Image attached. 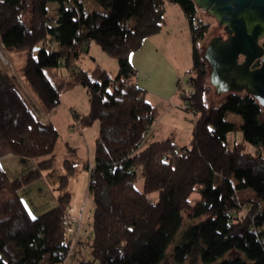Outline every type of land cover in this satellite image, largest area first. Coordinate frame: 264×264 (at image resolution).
Instances as JSON below:
<instances>
[{
	"label": "trees",
	"instance_id": "obj_1",
	"mask_svg": "<svg viewBox=\"0 0 264 264\" xmlns=\"http://www.w3.org/2000/svg\"><path fill=\"white\" fill-rule=\"evenodd\" d=\"M49 1L58 3L54 16ZM94 1L103 11H89L81 0H0L2 51L24 57L23 79L42 107L59 103L65 81L79 84L88 94L83 123L98 121L88 182L92 230L86 255L77 256L67 232L70 193L60 194L54 207L36 216L19 195L18 188L51 167L47 156L59 133L32 110L0 60V154L37 160L16 179L0 164V264H65L68 259V264H160L169 249L172 260L166 264H264V107L245 91L206 104L209 64L200 48L210 22L199 16L193 23L190 14L199 8L194 0H169L182 8L191 33L189 88L180 96L195 114L194 127L187 145L166 138L140 148L158 109L132 81L136 68L130 54L160 29L166 0ZM91 41L117 60L114 75L100 67L73 69ZM260 43L264 47V37ZM60 62L70 74L57 80L46 68ZM229 113L239 119H228ZM238 130L243 141L230 145L228 132ZM194 191L199 197L191 202ZM153 192L155 199L149 197ZM185 213L194 221L168 248Z\"/></svg>",
	"mask_w": 264,
	"mask_h": 264
},
{
	"label": "rangeland",
	"instance_id": "obj_2",
	"mask_svg": "<svg viewBox=\"0 0 264 264\" xmlns=\"http://www.w3.org/2000/svg\"><path fill=\"white\" fill-rule=\"evenodd\" d=\"M81 1L89 11H103V8L94 0ZM57 4L56 1L48 2L50 16H54ZM164 6H176L177 11L168 10L167 14H164L165 20L160 29L148 36L152 37L151 39L154 40L158 50L156 52L157 56H155L156 60L149 62L147 66L143 65L142 71L151 72V76L147 75L144 78L143 86L147 88L145 91L146 99L153 102L159 110L157 120L153 128L143 139L140 148L148 145L151 141L166 138H173L178 146L187 145L192 137L194 127L195 114L185 109L186 103L180 96L182 90L189 88L188 78L192 67L190 28L183 11L177 3L166 0ZM30 10L31 5L24 16L26 21H29ZM178 10H181V15L178 13ZM204 12L201 11L200 16L204 20L209 21L210 26L205 39L201 43L200 51L204 49L207 40L212 34L226 37L223 26L217 27L218 22L216 18ZM0 57L14 82L25 95L32 110L44 122L52 123L59 133L54 151L47 156L52 161L51 167L43 170L40 177L18 188L19 195L31 215L36 216L54 207L58 203V196L60 194L69 192L70 203L67 213L70 216L72 226L74 228L77 226L79 233L73 235L74 244L72 249L74 255H86L88 251L86 239L92 230L93 213V199L88 190L89 169L95 163L94 143L98 133V121L86 125L82 120V116L88 112L87 91L82 85H71L65 81L64 88L60 93L59 103L52 109H44L23 79L22 66L24 57L13 52L4 53L1 45ZM158 60L164 61L158 62ZM164 62L166 66H164ZM96 67L107 69L112 75L118 69L117 60L107 55L94 41H91L87 51L74 63L73 69L76 71L79 69L92 71ZM54 70L56 71L52 72ZM172 70L176 76L175 92L170 100H166V98L161 99L158 97L159 93L154 86L156 83L154 79L156 72L162 73L161 78L165 85H167ZM46 72L57 80L63 79L60 76L70 74V70L64 66L63 62H60V65L55 69L46 68ZM136 78L137 69L132 79L134 83L138 80ZM207 84L211 87V92L205 97V102L208 106L217 105L224 99L225 93L214 95V88L209 83V77L207 78ZM262 117H264V112ZM227 118L239 119V116L235 113H229ZM227 138L230 145L236 141H243V135L240 130L228 132ZM248 146L251 152L255 151L254 145L249 144ZM3 157L5 155L0 154L1 162L10 177H13L12 179L19 178L24 173L31 171L36 167L37 163V160L31 157L18 155L6 157L8 159H3ZM63 176H65V179H62ZM141 183L142 179L138 178L137 186L141 187ZM156 196L157 193L154 192L149 195L152 199H155ZM198 197L199 192L194 191L190 196L191 202ZM191 221L194 220L188 218L185 213L183 224L178 230L174 242L170 243L168 248L173 247L174 243L179 239L183 228ZM170 250H168V255L160 264H166L172 260ZM69 262L70 260L68 259L65 264Z\"/></svg>",
	"mask_w": 264,
	"mask_h": 264
},
{
	"label": "water",
	"instance_id": "obj_3",
	"mask_svg": "<svg viewBox=\"0 0 264 264\" xmlns=\"http://www.w3.org/2000/svg\"><path fill=\"white\" fill-rule=\"evenodd\" d=\"M215 17L226 37L212 34L201 53L214 95L245 91L264 107V0H194ZM1 58V57H0ZM260 63L253 66L255 60ZM2 60V59H1Z\"/></svg>",
	"mask_w": 264,
	"mask_h": 264
},
{
	"label": "crops",
	"instance_id": "obj_4",
	"mask_svg": "<svg viewBox=\"0 0 264 264\" xmlns=\"http://www.w3.org/2000/svg\"><path fill=\"white\" fill-rule=\"evenodd\" d=\"M165 7V12L164 14H167L168 10L170 11H173V12H176L177 11V8L176 6H164ZM180 7V6H179ZM181 8V7H180ZM182 10V8H181ZM181 10H178V13L181 15ZM183 11V10H182ZM184 13V11H183ZM184 17L188 23V20H187V17L184 13ZM152 37H147L144 39L141 47L135 51H133L131 54H130V62L132 63V65L137 69V82L135 83L138 87L142 88L144 90V97H145V91L147 90V88H145L143 86V80L144 78L147 76V75H150L151 72L148 73L145 72V71H142L143 70V65L144 66H147V64L149 62H154L156 60L155 56H157L156 52L158 50V47L155 45L154 43V40L151 39ZM164 61V60H163ZM163 61H160L158 60V62H163ZM164 66L165 65V62L163 63ZM143 72V73H142ZM161 75L162 73L161 72H156V77L154 78L156 83L154 84L155 86V89L158 91V97L159 98H166V100H170L171 99V96L174 94L175 92V88H176V76L174 74V71L172 70L170 72V76H169V79H168V84L165 85L163 79L161 78ZM151 76V75H150ZM163 81V82H162ZM146 98V97H145ZM147 100V99H146ZM149 101V100H147ZM150 103H152L153 105H155L153 102L149 101ZM156 106V105H155ZM157 107V106H156ZM158 108V107H157ZM185 109L187 111H189L190 113H192V111L187 107V105L185 104ZM159 110V108H158ZM194 117V116H193ZM41 119V118H40ZM42 120V119H41ZM157 120V119H156ZM44 121V120H42ZM194 121H195V117H194ZM155 123V122H154ZM154 126V124H153ZM152 126V128H153ZM151 128V129H152ZM161 140V139H160ZM3 156L5 155V157H3V159H8L6 157H10L11 155H14V154H10V153H3L2 154ZM9 155V156H7ZM19 156V155H18ZM17 159V158H16ZM21 159V158H19ZM23 159V158H22ZM0 164L2 166V168L4 169V171L6 172L7 176L12 179L10 177V175L7 173V171L5 170L4 168V165L2 164L1 162V158H0Z\"/></svg>",
	"mask_w": 264,
	"mask_h": 264
},
{
	"label": "built area",
	"instance_id": "obj_5",
	"mask_svg": "<svg viewBox=\"0 0 264 264\" xmlns=\"http://www.w3.org/2000/svg\"><path fill=\"white\" fill-rule=\"evenodd\" d=\"M201 11L203 12V11H205V10H203L202 8L199 7L198 10H197L196 12L190 14V17H191V19L193 20V23H194V24L197 23ZM67 232H68V234H69L70 236H73L74 234H77V231H75V228H74L73 226H70V225H69L68 228H67ZM70 254H71V252L69 253V255H70Z\"/></svg>",
	"mask_w": 264,
	"mask_h": 264
},
{
	"label": "flooded vegetation",
	"instance_id": "obj_6",
	"mask_svg": "<svg viewBox=\"0 0 264 264\" xmlns=\"http://www.w3.org/2000/svg\"><path fill=\"white\" fill-rule=\"evenodd\" d=\"M261 39H262V38H261ZM261 39H260V40H261ZM257 60H258V62L260 63V60H259V59H257ZM255 61H256V60H255Z\"/></svg>",
	"mask_w": 264,
	"mask_h": 264
}]
</instances>
